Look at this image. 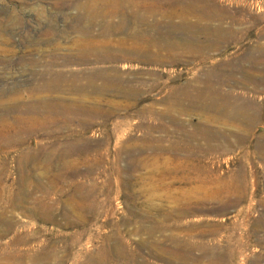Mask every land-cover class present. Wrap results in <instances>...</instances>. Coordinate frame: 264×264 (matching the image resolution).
<instances>
[{"label":"rangeland","instance_id":"1","mask_svg":"<svg viewBox=\"0 0 264 264\" xmlns=\"http://www.w3.org/2000/svg\"><path fill=\"white\" fill-rule=\"evenodd\" d=\"M90 1L0 0V24L17 18L20 26L15 33L4 36L15 41L37 37L51 17L59 29L67 23V15L76 13L73 5H84V14L98 6ZM191 1L123 0L121 27H111L103 39L111 44L110 53L117 48L113 43L123 41V53L132 55L111 63L118 72L105 64L108 75L116 78L113 90L80 96L96 103L97 116L89 121L76 114L70 128H63L68 136L62 134L60 140L72 136L80 144L75 154L58 155L53 164L30 170L32 179L26 182L16 178L14 165L8 166L9 180L1 189L6 193L0 196L1 264L21 259L23 264H264V0H208L213 6L202 8ZM54 3H59L57 9ZM157 5L172 17H159ZM214 6L224 10L217 13ZM37 7L45 18L39 24L34 17ZM115 19L108 20L114 24ZM95 25L90 33L98 37L100 21ZM81 27L77 32L66 28L65 36L78 37ZM16 70L0 66L1 93L13 88L22 75ZM181 92L187 98L183 115L175 107ZM207 97L222 102L218 106L213 100L204 102ZM108 100L118 110L109 118L99 111ZM210 103L215 111L205 109ZM235 107L240 111L233 116ZM160 125L164 131L158 130ZM171 147L176 155L169 152ZM98 200L110 206L105 208ZM39 254L46 263L31 259Z\"/></svg>","mask_w":264,"mask_h":264},{"label":"bare ground","instance_id":"2","mask_svg":"<svg viewBox=\"0 0 264 264\" xmlns=\"http://www.w3.org/2000/svg\"><path fill=\"white\" fill-rule=\"evenodd\" d=\"M56 1V0H55ZM61 1V0H60ZM92 1V0H91ZM90 1V2H91ZM186 1V0H185ZM189 1V0H188ZM191 1V0H190ZM203 1V0H202ZM71 2V1H70ZM95 4H98L95 8H89V10L86 11V14L83 13L84 5L80 7L79 5H73L72 10L76 13L73 16L67 15L68 21L65 23L60 29L56 27L55 25V18L51 17V20L48 22L47 29L45 31H41L39 36L30 37L27 36L23 39H20L19 41H15L11 36H4L5 33L13 34L15 30H17V27L20 26V21L17 18L9 17L8 20L5 22V24H0V66L4 67L5 69L10 68H16V72H21L22 75L16 78V81H14V87L13 85L9 91L7 92H0V196L2 195L3 191L1 189L5 188L7 185V181L9 180V174L10 171L8 169L9 164L14 165L13 167L17 172L16 178L21 180V182L30 181L29 178L32 179V169H39L43 168L45 165L53 164L54 159H59L58 155L67 154V152H74L80 145L79 143L73 142V139L70 138H63L60 140L59 138H62V134L64 130L63 128H66L71 124V118L75 116L76 114L81 113V115H86L87 119L88 117L91 118V116H95L97 113L96 103L80 99V96L84 97L86 93L89 91L91 93L95 94H106V92L113 90L114 78H111L108 75V71L111 72L115 68L112 66V62H119V61H127L129 59L128 53H123V41H119V43L115 44L113 43L117 48L115 49V53H110L111 44L106 40L103 39L106 37L107 33L111 29V27L114 29L116 27H121L122 18H123V0H95ZM194 2V1H193ZM193 6H197L198 4L202 7H208L213 3H211L208 0H205L203 2H194ZM137 3V2H136ZM186 3V2H185ZM90 4V3H89ZM94 4V2H93ZM156 4V3H155ZM170 4V3H169ZM172 4V3H171ZM184 4V3H183ZM191 4V5H192ZM92 5V4H91ZM190 5V6H191ZM215 5V4H214ZM221 5V4H220ZM54 9H57V6H59V3L53 4ZM101 6V7H99ZM156 8L154 11L159 12L160 15L168 16V18H171L173 13H170V15L165 14V10L163 11L164 7L161 5ZM211 6V7H212ZM71 7V6H69ZM122 7V8H121ZM173 7V5H172ZM59 8V7H58ZM137 8V7H136ZM146 10L147 7L145 6ZM150 8V7H149ZM152 8V7H151ZM169 8V7H168ZM213 8V7H212ZM215 10L217 11L218 7L214 6ZM3 9V8H2ZM61 9V8H60ZM129 10V9H128ZM151 10V9H150ZM153 10V9H152ZM181 10V9H180ZM210 10V9H209ZM217 13H220L224 9H218ZM11 11V10H10ZM56 11V10H55ZM62 11V9H61ZM178 11V10H176ZM175 11V13H176ZM207 11V10H206ZM211 11V10H210ZM213 12V11H212ZM138 13V12H137ZM154 13V12H153ZM182 13V11L180 12ZM185 13V12H184ZM189 13V12H187ZM186 13V14H187ZM225 13V11H224ZM223 13V14H224ZM177 14V13H176ZM179 14V12H178ZM207 14V13H206ZM221 14V13H220ZM8 15V14H6ZM130 15V14H129ZM184 15V14H183ZM183 15L179 16L182 17ZM188 15V14H187ZM211 15V14H210ZM150 16V15H149ZM154 16V14H153ZM157 16V15H156ZM178 16V15H177ZM178 16V17H179ZM185 16V15H184ZM221 16V15H220ZM35 20L37 23H43L44 21V10L40 7H37L35 9L34 13ZM46 17V16H45ZM112 21L113 18H117L118 22L113 24L108 19ZM146 18V17H145ZM167 19V17H164ZM174 18V17H173ZM201 18V17H200ZM209 18V17H208ZM58 19V18H57ZM136 19V18H134ZM159 19V18H158ZM220 19V18H219ZM49 20V19H48ZM63 20V19H62ZM100 21V26L102 29L99 31V36L103 40L99 39L98 37H93L91 33H93V26H96V22ZM138 20V19H137ZM172 20V19H171ZM174 20V19H173ZM140 21V20H138ZM203 21V20H202ZM211 21V20H210ZM1 23V21H0ZM28 23V22H27ZM99 24V23H98ZM105 24V25H103ZM142 24V22H141ZM81 26H86V28H82V33H77L79 36H65V29L71 28L74 30V32H77V28ZM123 25V24H122ZM36 26V25H35ZM191 26V25H190ZM209 26V25H208ZM31 27V26H30ZM34 27V26H33ZM23 28V27H22ZM90 28H92V32L90 33ZM96 28V27H94ZM98 28V27H97ZM100 28H98L99 30ZM119 28H117L118 30ZM206 29V28H205ZM218 29V28H217ZM31 30V29H30ZM80 30V29H79ZM144 30V29H143ZM25 31V30H24ZM37 32V31H36ZM73 32V31H71ZM142 32V31H141ZM145 31L144 33H146ZM15 33V32H14ZM30 33V31H29ZM33 33V32H32ZM143 33V32H142ZM149 33V32H148ZM210 33V32H209ZM225 33V31H224ZM94 34V33H93ZM206 34V33H205ZM223 34V33H222ZM68 35V34H67ZM141 35V34H140ZM210 35V34H209ZM142 36V35H141ZM160 36V35H159ZM221 36V35H220ZM74 37V38H73ZM149 37V36H148ZM161 37V36H160ZM222 37V36H221ZM225 37V36H224ZM75 38H77L75 40ZM144 38V37H143ZM159 38V37H158ZM163 38H161L162 40ZM17 42V43H16ZM69 42V43H68ZM118 42V41H117ZM68 43V44H67ZM221 45V44H220ZM19 50H18V48ZM213 46V44H212ZM17 48V49H16ZM214 48V47H213ZM217 48V46L215 47ZM219 49V47H218ZM130 51V49H127V51ZM140 49H136L138 52ZM216 50V49H215ZM114 51V50H113ZM142 51V50H141ZM132 52V51H130ZM134 52V51H133ZM143 52V51H142ZM140 53V52H139ZM152 53V52H151ZM135 54V53H134ZM133 54V55H134ZM145 54V53H144ZM151 57V56H150ZM136 58V57H135ZM144 55L139 54V59L144 61ZM131 59V58H130ZM137 59V58H136ZM139 60V61H140ZM141 62V61H140ZM109 63L112 66V69L108 70L109 67H105V64L109 65ZM110 66V65H109ZM110 66V67H111ZM15 70V69H14ZM116 70V69H115ZM116 72H118L116 70ZM114 72L115 74H117ZM19 75V74H18ZM116 79V78H115ZM15 80V78H14ZM117 81L118 78H117ZM117 83V82H116ZM119 83V82H118ZM117 83V84H118ZM116 84V85H117ZM115 86V85H114ZM121 86V85H120ZM116 88V87H115ZM122 88V87H121ZM118 89V88H116ZM120 89V88H119ZM122 90V89H121ZM120 90V92H121ZM209 90V89H208ZM128 91V90H127ZM134 91V90H131ZM199 91V90H198ZM214 91V90H213ZM212 91V92H213ZM219 91V90H218ZM117 92V90H116ZM124 93V91H122ZM121 92V93H122ZM136 92V91H135ZM195 92V91H194ZM211 94H215L216 92H213ZM109 93V92H108ZM126 92L125 94H127ZM130 93V92H129ZM132 93V92H131ZM134 93V92H133ZM132 93V94H133ZM207 93V92H206ZM53 94H57L56 96H53ZM65 95V96H72L77 95L79 96L78 99L74 98H67L62 97L59 95ZM124 94V95H125ZM137 94V93H136ZM139 94V93H138ZM185 93L181 92L175 100V107L180 110V114L183 115V107H184V101ZM203 94V93H202ZM209 94V93H208ZM207 94V95H208ZM89 95V93H88ZM123 95V96H124ZM129 95V94H128ZM127 95V96H128ZM199 94H195V96H198ZM204 95V94H203ZM222 95V94H221ZM132 96V95H131ZM191 96V95H189ZM194 96V97H195ZM210 94L208 95V97ZM218 96V95H217ZM103 97V96H102ZM137 97V96H136ZM207 97V98H208ZM211 97V96H210ZM216 96H212L214 98ZM190 98V97H189ZM198 98V97H197ZM195 98V100L197 99ZM200 98V97H199ZM206 98V97H205ZM204 98V99H205ZM218 98V97H217ZM107 99V98H106ZM210 98L204 100L210 101ZM213 100V99H212ZM211 100V101H212ZM218 100V99H217ZM220 100V99H219ZM93 101V99H92ZM100 101V100H98ZM97 101V102H98ZM112 101V100H110ZM109 100L104 103L103 110L99 109L100 113L104 115V117L115 115V110L118 111L116 108V104L110 102ZM194 101V99H193ZM196 101H200L199 99ZM195 101V103H196ZM203 102V99L201 100ZM210 101V102H211ZM215 102V100H213ZM222 102V101H221ZM219 102V103H221ZM100 105L103 104L99 102ZM116 103V102H115ZM193 103V104H195ZM201 103V102H199ZM197 103V107L199 106ZM209 102H207L208 104ZM216 105L218 102H215ZM218 103V104H219ZM224 103V99H223ZM222 106H225V104ZM174 104V102H173ZM188 104V103H187ZM191 104V103H190ZM206 108L208 112L215 104L207 105ZM196 105V104H195ZM203 103L200 105L202 106ZM220 105V106H221ZM244 105V104H243ZM117 106H120L118 104ZM204 106V105H203ZM202 106V107H203ZM218 106V105H217ZM216 106V107H217ZM99 107V106H98ZM102 107V106H101ZM122 107V106H121ZM173 107V106H172ZM174 107V108H175ZM205 107V106H204ZM118 108V107H117ZM128 108V107H127ZM215 108V106L213 107ZM228 108V107H227ZM226 108V109H227ZM230 108V107H229ZM228 108V110H229ZM237 107L234 108L233 111H229L230 114L233 116L237 115V112H239ZM242 108V107H241ZM120 109V108H119ZM123 109V107H122ZM121 109V110H122ZM225 109V110H226ZM239 109V108H238ZM103 110V112H101ZM217 110V108H216ZM220 110V109H219ZM224 110V109H223ZM222 110V112H223ZM224 110V111H225ZM124 111V110H123ZM201 111V110H200ZM203 111V108H202ZM205 111V110H204ZM215 111V110H213ZM227 111V110H226ZM96 112V113H95ZM127 112V111H126ZM205 111V113H208ZM210 114V113H209ZM220 114V113H219ZM244 114V113H243ZM101 115V116H102ZM127 115V114H125ZM162 115V114H161ZM167 115V114H166ZM213 115V114H212ZM217 115V114H216ZM242 115V114H241ZM77 116V115H76ZM85 116V117H86ZM97 116V115H96ZM95 116V117H96ZM155 116V114H154ZM232 116V117H233ZM79 117V116H78ZM159 117V116H158ZM162 117V116H160ZM230 117V116H229ZM82 118V117H80ZM109 118V117H108ZM234 118V117H233ZM246 118V117H245ZM74 119H77L74 118ZM86 119V120H87ZM173 118L172 120H174ZM81 120V119H78ZM89 120V119H88ZM73 121V120H72ZM85 121V120H84ZM90 121V120H89ZM176 121V120H174ZM80 122V121H79ZM83 122V121H82ZM81 122V123H82ZM87 122V121H86ZM80 123V125H81ZM172 124V123H171ZM74 125V124H73ZM83 125V124H82ZM175 125V124H173ZM207 125V124H206ZM79 126V125H78ZM161 126V125H160ZM164 127V126H163ZM163 127H159L158 130L162 131ZM183 127V126H182ZM199 127V126H198ZM201 128V127H199ZM204 128V127H203ZM157 129V128H156ZM151 131L153 130L150 129ZM157 130V131H158ZM198 130V129H197ZM203 130V129H202ZM206 130V129H205ZM164 131V130H163ZM201 133V129L199 130ZM207 131V130H206ZM66 132V131H65ZM203 133L205 131H202ZM209 132V131H208ZM74 133V132H73ZM72 133V135H73ZM207 133V132H206ZM205 133V134H206ZM65 134V133H64ZM63 134V135H64ZM76 134V132L74 133ZM208 134V133H207ZM212 134V133H211ZM210 134V135H211ZM71 135V133H70ZM196 135V134H195ZM65 137L68 136L64 135ZM74 136V135H73ZM208 136V135H207ZM75 137V136H74ZM206 137V136H205ZM208 138V137H207ZM72 140V142H69L68 140ZM206 140V138H203ZM211 139V137H210ZM75 140V139H74ZM76 140H78L76 138ZM191 140V139H190ZM212 140V139H211ZM153 142V141H152ZM207 142H210L209 139ZM145 143V142H144ZM177 146V145H176ZM175 146V147H176ZM125 147V146H124ZM195 147V146H194ZM212 148V147H211ZM169 149H172L169 148ZM168 149V150H169ZM174 149V148H173ZM169 150V152H174V150ZM210 149V148H209ZM128 150V149H127ZM140 150V149H139ZM158 149V153L159 154ZM165 150V151H163ZM211 150V149H210ZM215 150V148H214ZM129 151V150H128ZM132 151V149H131ZM156 151V149H155ZM156 151V152H157ZM162 153H166V149H162ZM177 151V150H175ZM190 151V150H189ZM191 152V151H190ZM71 154V153H69ZM75 154V152H74ZM169 154V153H167ZM175 154V152H174ZM170 155V154H169ZM168 155V156H169ZM172 155V154H171ZM176 155V154H175ZM174 155V156H175ZM167 156V155H166ZM167 158H170L168 157ZM185 156V155H184ZM70 157V155L68 156ZM83 158V156H80ZM86 157V156H85ZM63 158V157H62ZM80 158V159H81ZM88 158V157H87ZM145 158V157H143ZM151 158V157H149ZM153 158V157H152ZM157 158V157H156ZM163 158V157H161ZM86 159V158H85ZM148 159V158H147ZM62 160V159H61ZM66 160V157L65 159ZM73 160V159H72ZM76 160V159H75ZM78 160V159H77ZM88 160V159H87ZM83 160L82 161H87ZM146 160V159H145ZM153 160V159H152ZM79 161V160H78ZM140 161H142L140 159ZM139 161V163H140ZM149 160H147L148 162ZM154 161V160H153ZM158 161V160H155ZM154 161V162H155ZM57 162V161H56ZM55 162V163H56ZM74 162V160H73ZM81 162V161H80ZM88 162V161H87ZM86 162V163H87ZM144 162V160L141 162V164ZM146 162V161H145ZM151 162V161H150ZM176 162V160H175ZM178 162V161H177ZM184 162V161H183ZM181 162V164H183ZM187 162V161H186ZM184 162V163H186ZM66 163V162H64ZM76 163V161H75ZM83 163V162H82ZM136 163V162H135ZM134 163V164H135ZM153 163V162H152ZM156 163V162H155ZM163 163V162H162ZM58 164V163H57ZM69 164V163H68ZM89 164V163H88ZM158 164V163H157ZM11 165V166H12ZM139 165V164H138ZM137 165V167H138ZM144 165V164H142ZM147 165V163L145 164ZM149 165V164H148ZM147 165V166H148ZM153 165V164H152ZM184 165V164H183ZM140 166V165H139ZM28 167H30L28 169ZM55 167V166H54ZM145 167V166H144ZM142 167V168H144ZM92 168V167H91ZM154 168V167H153ZM45 169V168H44ZM63 169V167H62ZM31 170V171H30ZM92 170V169H91ZM34 171V170H33ZM87 171V170H86ZM61 173V172H60ZM63 173V172H62ZM37 174V173H36ZM57 174V173H56ZM54 174V175H56ZM160 174V173H159ZM40 175V174H39ZM58 175V174H57ZM66 175V174H64ZM89 175V174H87ZM184 175V174H183ZM43 176V175H42ZM45 177V175H44ZM43 177V178H44ZM169 177V176H168ZM188 177H191L190 175ZM7 178V180L5 179ZM37 178V175H36ZM42 178V177H41ZM49 178V177H48ZM55 178V177H54ZM53 178V179H54ZM172 179V177H170ZM175 178V177H174ZM13 179V178H12ZM10 181H13V180ZM38 179V178H37ZM60 177L57 178V182L60 181ZM186 179V178H185ZM188 179V178H187ZM190 179V178H189ZM15 180V179H14ZM48 180V179H47ZM52 180V179H50ZM65 180V179H64ZM173 180V179H172ZM178 180V178H177ZM37 181V180H36ZM40 181V180H39ZM55 181V180H54ZM53 181V182H54ZM56 182V181H55ZM20 183V182H19ZM28 185V184H27ZM37 185V184H36ZM40 185V184H39ZM78 185V184H77ZM81 185V184H80ZM117 186V185H116ZM13 187V186H12ZM24 187V186H23ZM38 187V186H37ZM36 187V188H37ZM80 187V186H79ZM78 187V188H79ZM82 187V186H81ZM80 187V188H81ZM95 187V186H93ZM17 188V187H16ZM55 188V187H54ZM84 188V187H83ZM77 189V188H76ZM89 189V188H88ZM6 190V189H5ZM21 190V189H20ZM58 190V189H56ZM80 190V189H79ZM90 190V189H89ZM95 190V189H94ZM37 191V190H36ZM35 191V192H36ZM42 193V190H40ZM55 191V190H54ZM9 192V190H8ZM14 192V191H13ZM16 192V191H15ZM14 192V193H15ZM57 192V191H56ZM83 192V190H82ZM95 192V191H94ZM6 193V192H5ZM3 193V195L5 194ZM25 193V192H24ZM44 193V191H43ZM197 193V192H196ZM10 195H13V193L9 192ZM49 194V193H48ZM97 194V193H96ZM2 195V197H3ZM16 195V193H15ZM22 195V194H21ZM79 195V193H78ZM82 195V193H81ZM9 196V195H8ZM18 196V195H17ZM29 196V195H28ZM66 196V195H65ZM70 196H73L72 194ZM69 196V197H70ZM105 196V195H104ZM167 196V195H166ZM198 196V195H197ZM30 197V196H29ZM111 197V195L109 196ZM196 197V196H195ZM18 198V197H17ZM36 199V198H35ZM76 199V198H75ZM109 199V198H108ZM107 199V200H108ZM175 199V198H174ZM206 199V198H205ZM14 200V198L12 199ZM100 200V199H99ZM98 200V201H99ZM91 201V200H90ZM105 201V199H104ZM186 201V200H185ZM202 201V200H201ZM205 201V200H204ZM37 202H39L37 200ZM36 202V203H37ZM100 202V201H99ZM102 203V201L100 202ZM108 203V201H107ZM93 204V203H92ZM95 204V203H94ZM104 204V203H102ZM110 204V203H108ZM107 206H110L108 205ZM82 206V204H80ZM91 205V204H90ZM104 207L106 208L107 206ZM40 206V205H39ZM64 206V205H63ZM92 206V205H91ZM96 206V205H94ZM99 206V205H98ZM101 206V205H100ZM103 206V205H102ZM101 206V207H102ZM76 207V206H75ZM79 207V206H78ZM99 207V208H101ZM98 208V207H97ZM95 208V209H97ZM98 208V209H99ZM103 208V207H102ZM39 209V208H38ZM50 209V208H49ZM81 209V208H80ZM88 209V208H87ZM86 209V210H87ZM98 209L96 212H98ZM109 209V207H108ZM35 210V209H34ZM32 210V211H34ZM78 210V209H77ZM85 210V209H84ZM102 210V209H100ZM36 211V210H35ZM50 211V210H49ZM93 211V210H92ZM94 212V211H93ZM95 212V213H96ZM101 211L98 212V214ZM105 212V211H104ZM107 212V211H106ZM103 213V212H102ZM109 213V211H108ZM153 213V212H152ZM176 213V212H175ZM97 214V213H96ZM101 214V213H100ZM180 214V213H179ZM50 215V214H49ZM40 218L43 219L44 215L39 213ZM86 216V215H85ZM84 217V216H83ZM13 218V217H12ZM50 218V217H49ZM55 217H53L54 219ZM72 218V217H71ZM70 218V219H71ZM75 218V217H74ZM45 219V218H44ZM68 219V218H67ZM69 219V220H70ZM73 219V218H72ZM80 217H78V220ZM7 220V219H6ZM9 220V219H8ZM77 220V221H78ZM92 220L94 221L95 218ZM15 221V219H14ZM80 221V220H79ZM78 221V222H79ZM87 221V220H86ZM92 221V223H94ZM18 222V221H17ZM74 222V221H73ZM96 223V221H95ZM13 225V222L6 223L7 228H11ZM3 226V225H2ZM69 226V225H68ZM41 229V228H40ZM16 230V229H15ZM35 230V229H34ZM33 230V231H34ZM74 230V229H73ZM42 231V230H41ZM78 231V230H77ZM85 231V230H84ZM5 232V231H4ZM72 232V231H70ZM75 232V231H74ZM81 232V231H80ZM83 232V231H82ZM15 233V231H14ZM18 233V232H17ZM43 233V232H42ZM77 233V232H76ZM6 234V233H4ZM50 234V233H49ZM66 234V233H65ZM75 234V233H74ZM80 234V233H79ZM70 235V234H69ZM86 235V233L84 234ZM83 235V236H84ZM2 236V235H1ZM17 236V235H16ZM19 236V235H18ZM76 236V235H73ZM72 236V237H73ZM28 237V236H27ZM71 237V238H72ZM101 237V236H100ZM119 237V236H118ZM17 238V237H16ZM19 238V237H18ZM76 238H79L76 237ZM106 238V237H105ZM28 239V238H26ZM59 239V238H58ZM81 239V238H80ZM101 239V238H100ZM15 240V239H14ZM86 240V239H85ZM103 240V238H102ZM107 240V239H106ZM55 241V240H54ZM77 241V240H76ZM15 242V241H13ZM50 242V240H49ZM62 241H60L61 243ZM78 242V241H77ZM21 243V242H20ZM79 243V242H78ZM118 243V242H117ZM116 243V244H117ZM121 243V242H120ZM16 244V242H15ZM23 244V243H22ZM28 244V243H27ZM75 244V242H74ZM77 244V243H76ZM82 244V243H81ZM78 245V246H81ZM107 244V243H106ZM61 245V244H60ZM77 245H75L77 247ZM113 245V244H112ZM32 246V245H31ZM54 246V244H53ZM57 246V245H56ZM63 246V245H62ZM65 246V245H64ZM69 246V245H68ZM74 246V245H73ZM13 247V246H12ZM20 247V246H19ZM72 247V246H71ZM18 248V247H17ZM45 248V247H44ZM62 248V247H61ZM74 248V247H73ZM80 248V247H78ZM31 249V247H30ZM35 249V248H33ZM38 249V248H37ZM53 249V248H52ZM55 249V248H54ZM63 249V248H62ZM61 249V250H62ZM65 249V248H64ZM114 249V248H112ZM20 250V249H19ZM73 250V249H72ZM107 250V249H106ZM33 251V250H32ZM41 251V250H40ZM54 251V250H52ZM116 252V250H114ZM30 252V251H29ZM57 252V251H56ZM56 252L54 254H56ZM67 252V251H66ZM28 253V252H27ZM47 253V252H43ZM9 255V253H7ZM20 254V253H19ZM34 254V253H33ZM100 254V253H99ZM102 254V253H101ZM207 254V253H206ZM14 255V254H13ZM49 255V254H48ZM73 255V254H72ZM106 255V254H105ZM116 255V254H115ZM45 256V255H44ZM119 256V255H118ZM5 257V256H4ZM9 257V256H8ZM22 257V256H21ZM20 257V258H21ZM49 257V256H48ZM55 257V255L53 256ZM11 258V257H10ZM17 258V257H16ZM110 258V257H109ZM6 259V258H5ZM26 259V258H25ZM31 259L33 261H44L45 258L42 256H34ZM57 259V257H56ZM122 259V258H121ZM27 260V259H26ZM30 260V259H29ZM49 260V259H48ZM54 260V258L52 259ZM103 260V259H102ZM110 260V259H109ZM1 261V260H0ZM24 260H17L16 264H23ZM46 261V260H45ZM44 261V262H45ZM55 261V260H54ZM218 261V260H217ZM2 262V261H1ZM9 262V261H7ZM6 260L4 263L6 264H13V263H7ZM26 262V261H25ZM97 262V261H96ZM40 263V262H39ZM46 263V262H45ZM103 263V261H102ZM109 263V262H108ZM1 264V263H0Z\"/></svg>","mask_w":264,"mask_h":264}]
</instances>
